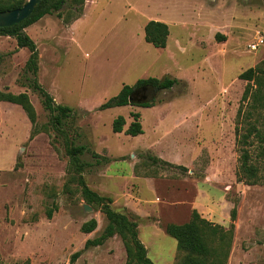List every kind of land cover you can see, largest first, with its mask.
Masks as SVG:
<instances>
[{"label":"rangeland","instance_id":"374dc122","mask_svg":"<svg viewBox=\"0 0 264 264\" xmlns=\"http://www.w3.org/2000/svg\"><path fill=\"white\" fill-rule=\"evenodd\" d=\"M62 11L64 17L47 14L25 29L38 46L39 82L57 103L74 108L62 130L32 87L29 49L0 36V90L27 92L37 112L33 124L20 105L0 101V261L70 264L80 251L73 264H127L119 235L85 245L108 219L99 206L84 207L68 168L69 138L89 149L81 156L89 163L83 173L89 187L111 196L115 210L136 216L156 264L177 261V240L165 225L189 221L194 209L225 227L234 223L227 264H264V143L257 137L250 153L259 182L237 175V140L249 121L242 100L248 81L240 74L264 67V44L251 47L264 36V0H86L76 20ZM150 20L169 25L165 48L146 41ZM149 77L179 81L149 100L100 109L125 84ZM147 102L152 106L141 105ZM134 112L144 132H114V119L123 115L126 130ZM250 121L261 127L264 115ZM91 218L97 227L85 233L82 224Z\"/></svg>","mask_w":264,"mask_h":264},{"label":"trees","instance_id":"16d2710c","mask_svg":"<svg viewBox=\"0 0 264 264\" xmlns=\"http://www.w3.org/2000/svg\"><path fill=\"white\" fill-rule=\"evenodd\" d=\"M26 2L27 0H0V11L21 7ZM85 2L86 0H42L28 18L12 26L0 27V36H12L16 39L19 47L29 49L30 55L25 64L26 72L31 74L33 89L41 94L45 108L50 111L52 125L59 130H62L65 120L74 113V108L57 103L54 96L39 82L40 55L38 46L25 29L47 14L57 13L59 17H64L63 9L69 10L68 17H66L67 20H70L68 18L73 13L72 19L76 20L83 15ZM169 34V25L164 21L150 20L145 25V39L156 47L165 48L168 44ZM222 37L225 38V36ZM240 78L248 81L242 100L248 102L245 116L249 121L246 128L247 132L242 134V137L237 140L241 153V162L237 175L240 181L256 184L260 180V167L254 162L252 153H250V147L253 142L251 139L252 137H257L261 143H264V124L259 127L257 121H250V118L257 112L264 115V67L259 64L250 67L240 74ZM178 81L177 78L172 77L163 79L149 77L139 79L134 85L125 84L118 95L102 103L100 109L130 104V95L135 88L141 85L152 84L156 89H169ZM0 101L20 105L27 113L30 121L33 124L36 122L37 112L27 92L14 93L0 90ZM141 105L152 106L149 102ZM242 110L243 106L239 109V115ZM132 115L134 120L126 130H124L125 117L123 115L116 117L113 121L114 132L125 131L126 134L133 136L143 133L144 129L140 120V112H134ZM65 145L69 156V171L74 174L81 186L83 198H85L88 205L99 206L108 219V224L102 234L96 238L87 239L85 245L87 247L92 245L99 246L104 244L109 238L119 235L126 250L127 264H156L149 256L148 249L139 236V223L136 216L115 210L112 206L113 198L111 196L102 195L87 184L83 173L89 163L85 162L81 156L89 149L85 145L75 144L69 138L66 140ZM262 153L264 154V149ZM155 160L159 161L160 158L157 157ZM180 167L186 169L185 166ZM53 211V209L47 211L49 218H52ZM231 217L233 221L237 217L236 206L232 210ZM96 227L97 219L91 218L82 224L81 229L85 233H90ZM234 229L235 225L233 222L229 227H225L202 217L197 209L193 210L192 218L185 223H167L165 231L177 240L176 246L179 251V257L174 264H227L232 248ZM80 255V251L73 253L70 264L76 262ZM0 264L8 263L0 261ZM24 264H29V260Z\"/></svg>","mask_w":264,"mask_h":264},{"label":"water","instance_id":"95a60500","mask_svg":"<svg viewBox=\"0 0 264 264\" xmlns=\"http://www.w3.org/2000/svg\"><path fill=\"white\" fill-rule=\"evenodd\" d=\"M41 1L42 0H27V2L21 7L0 11V27L12 26L28 18ZM129 100L131 104L136 102L134 92L130 95ZM138 101H146V99H139L137 102ZM84 207L86 210L92 209L88 204H85Z\"/></svg>","mask_w":264,"mask_h":264},{"label":"flooded vegetation","instance_id":"af4514ba","mask_svg":"<svg viewBox=\"0 0 264 264\" xmlns=\"http://www.w3.org/2000/svg\"><path fill=\"white\" fill-rule=\"evenodd\" d=\"M156 88L152 84L141 85L133 90L135 100L153 98Z\"/></svg>","mask_w":264,"mask_h":264},{"label":"built area","instance_id":"2783aa9c","mask_svg":"<svg viewBox=\"0 0 264 264\" xmlns=\"http://www.w3.org/2000/svg\"><path fill=\"white\" fill-rule=\"evenodd\" d=\"M262 44H264V36L259 35L257 41L252 43L251 47L255 50Z\"/></svg>","mask_w":264,"mask_h":264},{"label":"crops","instance_id":"0c3cea01","mask_svg":"<svg viewBox=\"0 0 264 264\" xmlns=\"http://www.w3.org/2000/svg\"><path fill=\"white\" fill-rule=\"evenodd\" d=\"M83 14H84V13H83ZM82 16H83V15H82ZM82 16H81V17H82ZM81 17H80V18H81ZM78 19H79V18H78ZM141 149H142V148H139L138 150H139L140 152L145 150V149H143V150H141ZM139 151H138V152H139ZM159 157H160V156H159ZM160 158H162V157H160ZM162 159H165V158H162ZM166 160H167V159H166ZM167 161H169V160H167ZM170 162H172V161H170Z\"/></svg>","mask_w":264,"mask_h":264}]
</instances>
